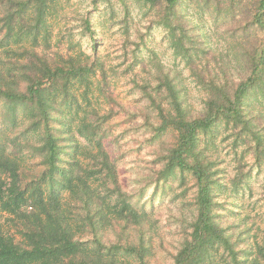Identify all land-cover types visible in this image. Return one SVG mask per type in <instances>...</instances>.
Here are the masks:
<instances>
[{
  "label": "trees",
  "instance_id": "1",
  "mask_svg": "<svg viewBox=\"0 0 264 264\" xmlns=\"http://www.w3.org/2000/svg\"><path fill=\"white\" fill-rule=\"evenodd\" d=\"M56 1L0 0V264H157L151 260L150 215L126 200L103 142L111 134L105 122L114 117V106H122L94 79L102 63L47 51L52 35L48 16ZM100 1L91 3L97 8ZM131 1L156 12L159 24L170 31L176 55L205 92L202 109L194 111L179 74L163 71L157 88L169 108L150 95L161 118L155 136L172 128L176 140L147 182L166 190L171 179L179 177L184 184L190 174L196 187V211L172 264H264V229L258 240L257 233L222 218L220 211L227 208L223 196L239 192L246 182L245 153L264 166V39L258 38L264 34V0H254L250 11L224 0L239 24L238 36L248 39L237 82L226 67L198 66L206 49L197 25L183 13L185 0ZM120 2L129 15V0ZM204 2H214L217 10L223 4ZM84 26L93 36L89 17ZM97 87L112 105L104 113L89 96ZM19 123L37 135L35 143L27 140L26 145L44 164L42 173L28 180L17 153L22 143L7 135ZM222 127L231 130V149L240 155L233 177L218 148Z\"/></svg>",
  "mask_w": 264,
  "mask_h": 264
},
{
  "label": "rangeland",
  "instance_id": "2",
  "mask_svg": "<svg viewBox=\"0 0 264 264\" xmlns=\"http://www.w3.org/2000/svg\"><path fill=\"white\" fill-rule=\"evenodd\" d=\"M222 1L217 10L214 2L185 0L182 10L185 17L197 25L206 49L198 66L206 64L215 70L226 67L237 82L244 70L240 53L248 39L238 36L239 24L227 11L230 4ZM253 1L231 2L250 11ZM129 4L131 13L126 15L120 0H101L97 8L91 0H57L48 16L52 35L47 51L58 57L73 56L87 64L96 60L102 63V67L97 65L94 79L101 80L122 106H114V117L104 124L111 133L103 140L105 148L116 163L122 190L127 193L126 200L150 215L153 227L151 260L157 264H172L174 254L189 233V222L196 211V187L190 174L184 184L180 183L179 177L171 179L166 190L161 185L156 186L155 182H147L148 177L156 175L162 167L164 156L176 140L172 128L155 136L154 127L161 118L150 95H154L157 103L169 108L165 94L157 88L163 71L179 74L186 87L187 101L194 111L202 109L205 92L191 76L185 60L176 55L170 31L159 24L156 12L130 0ZM239 13L235 9L236 17ZM244 13L246 15L247 10ZM88 17L94 27L93 36L84 26ZM262 35L257 36L259 40L264 39ZM253 39L251 37L249 41ZM2 50L0 47V57L4 56ZM89 96L92 105L102 113L112 106L98 87ZM21 119L25 121L26 116L21 114ZM230 131L222 127L217 141L226 173L233 177L237 172L236 158L240 155L231 149ZM7 132L10 138L15 137L22 143L17 147V153L23 158L24 178L28 180L40 175L44 169L41 156L26 145L27 140L35 143L38 139L32 128L19 123L16 130ZM243 163L244 171L248 173L246 182L239 192L228 191L230 196H223L227 208L221 207L220 211L222 218L249 228L250 234L257 233L259 240L264 229V166L256 165L248 153H245ZM108 236L111 237V233Z\"/></svg>",
  "mask_w": 264,
  "mask_h": 264
}]
</instances>
